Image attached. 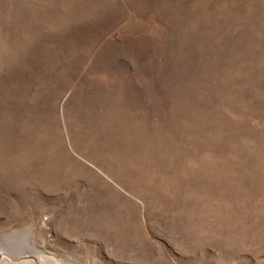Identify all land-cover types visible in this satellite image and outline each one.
I'll return each mask as SVG.
<instances>
[{"label": "rangeland", "instance_id": "obj_1", "mask_svg": "<svg viewBox=\"0 0 264 264\" xmlns=\"http://www.w3.org/2000/svg\"><path fill=\"white\" fill-rule=\"evenodd\" d=\"M0 264H264V0H0Z\"/></svg>", "mask_w": 264, "mask_h": 264}]
</instances>
